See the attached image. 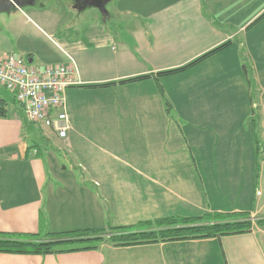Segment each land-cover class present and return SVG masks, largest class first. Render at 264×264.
<instances>
[{"label":"crops","instance_id":"0c3cea01","mask_svg":"<svg viewBox=\"0 0 264 264\" xmlns=\"http://www.w3.org/2000/svg\"><path fill=\"white\" fill-rule=\"evenodd\" d=\"M21 1L32 13L21 21L57 51L37 66L72 58L78 83L65 93V138L29 120L0 84L10 94L0 93V231L45 236L211 212L254 220L216 237L0 253V264H264V0H138L114 14L103 0H65L58 20L49 4ZM18 21L4 31L21 30ZM15 35L0 31V53L37 59Z\"/></svg>","mask_w":264,"mask_h":264},{"label":"trees","instance_id":"16d2710c","mask_svg":"<svg viewBox=\"0 0 264 264\" xmlns=\"http://www.w3.org/2000/svg\"><path fill=\"white\" fill-rule=\"evenodd\" d=\"M227 44L228 42L221 44L184 67L164 72L184 69L220 50ZM167 106L169 111L168 103ZM0 114L4 115L5 111L0 110ZM30 148L32 146H29V150ZM253 220L250 213L245 211L211 212L193 217L180 215L162 217L154 221H143L136 225L117 227L107 225L102 228H83L48 233L45 236L34 233L22 234L0 231V253L49 254L98 249L103 242L112 243L116 246H126L167 239L216 237L249 231L253 227ZM256 222L262 223L264 219H257ZM149 227L155 228L148 229ZM108 232L111 234L107 238L105 236Z\"/></svg>","mask_w":264,"mask_h":264},{"label":"built area","instance_id":"2783aa9c","mask_svg":"<svg viewBox=\"0 0 264 264\" xmlns=\"http://www.w3.org/2000/svg\"><path fill=\"white\" fill-rule=\"evenodd\" d=\"M71 64H32L33 59L14 53H0V84L13 92L34 123L46 126L61 138L67 136L70 120L66 109L67 88L78 83Z\"/></svg>","mask_w":264,"mask_h":264},{"label":"rangeland","instance_id":"374dc122","mask_svg":"<svg viewBox=\"0 0 264 264\" xmlns=\"http://www.w3.org/2000/svg\"><path fill=\"white\" fill-rule=\"evenodd\" d=\"M35 1V0H34ZM49 0H36L35 3L36 5H48L50 7L51 10H46L48 11L47 14L45 15H49L50 13H54L52 16H49L50 19H54L56 15L57 20L59 19V17H61V15L66 11L65 8H63L62 6H64V4L67 3V1L65 0H53L50 1V3H48ZM138 0H103L104 8L103 11H108L110 14H114L115 11H117V9L119 10V8L121 7H125L126 4H131V3H137ZM142 1V0H140ZM108 2V3H107ZM256 2V1H254ZM107 5V6H106ZM122 10V8L120 9ZM27 12L28 14H32L31 13V8L29 7V5H27L26 3H21L20 6H16V7H11L9 9H5L0 11V31H3L6 36H9V39H11L12 41L14 40V38H16L15 34H21L22 36L20 37L19 41H18V48L24 49V48H30L32 50H34L36 52L37 55V59L33 60L32 64L37 66L38 61H43L44 63H47L49 59H52V57H49L52 55L56 56L57 51L55 49V46L53 45V42L51 43L49 41V39L45 36H41L39 34V32H37L33 26V24L29 23V22H24L21 21L20 18H24L23 12ZM134 11V9H133ZM44 15V16H45ZM124 15V14H121ZM10 17H13V19H15V21L20 20L21 22L19 23L16 22V25H19L21 27H23L21 30H18L16 33L14 32H7L4 31L3 27H4V21H7V19H9ZM71 16H68V18L70 19ZM67 19V18H66ZM60 25V24H59ZM59 25L57 26V29L59 28ZM48 33L52 35V38H54L57 42H59L58 40V35L54 32H51L50 30H48ZM23 37H26V39H24ZM16 46H14L12 49L14 50H18ZM25 57H27V59L29 58L26 55H23ZM42 56V59H41ZM39 65V64H38ZM40 66V65H39ZM46 65H42L40 67H44ZM0 93L1 95L5 96V98L9 99V91L6 90L3 87H0ZM7 99V100H8ZM254 136V135H253ZM62 154V152H60ZM154 221V220H153ZM154 229L155 227H149L148 229ZM111 233L108 232L107 235L105 237H109ZM106 242H103L101 244H104ZM112 244V243H111Z\"/></svg>","mask_w":264,"mask_h":264},{"label":"water","instance_id":"95a60500","mask_svg":"<svg viewBox=\"0 0 264 264\" xmlns=\"http://www.w3.org/2000/svg\"><path fill=\"white\" fill-rule=\"evenodd\" d=\"M22 3L21 0H0V11L5 10V9H9L11 7H16V6H20V4ZM104 3L101 2L100 4V9L103 11L104 8ZM105 12V11H103Z\"/></svg>","mask_w":264,"mask_h":264}]
</instances>
